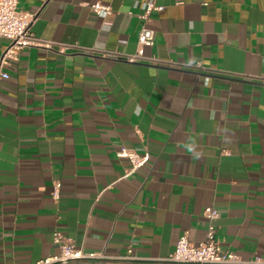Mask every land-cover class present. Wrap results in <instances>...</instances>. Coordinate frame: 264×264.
<instances>
[{"label":"crops","instance_id":"obj_1","mask_svg":"<svg viewBox=\"0 0 264 264\" xmlns=\"http://www.w3.org/2000/svg\"><path fill=\"white\" fill-rule=\"evenodd\" d=\"M149 1L20 0L37 37L94 52L26 49L0 79V264L58 254L55 231L97 264H172L207 207L224 249L264 257V84L242 79L264 74V0H160L155 61L103 57L137 51ZM123 147L148 161L130 172Z\"/></svg>","mask_w":264,"mask_h":264},{"label":"built area","instance_id":"obj_2","mask_svg":"<svg viewBox=\"0 0 264 264\" xmlns=\"http://www.w3.org/2000/svg\"><path fill=\"white\" fill-rule=\"evenodd\" d=\"M160 0H150L138 15L140 31L138 36V47L134 54L121 52H104L102 56L112 59H125L129 63L154 62L155 59L144 55L145 47L155 45L156 33L150 27L152 16L161 12L164 7L159 4ZM20 0H0V38L8 40L9 46L0 59V79H9L10 75L6 69L12 68L19 60V55L26 49H43L68 54L71 52L93 53V49L76 44L51 41L37 37L32 28L37 16L33 13L22 11L19 8ZM92 12L99 18L106 19L112 14V7L103 3L90 5ZM195 69H203L201 63L194 66ZM242 79L264 84V74L244 76ZM119 158L128 159L130 172L137 171L145 162L148 155H140L133 149L123 147L118 153ZM53 199L58 202L62 198V183L55 182L52 192ZM204 217L208 222L207 236L205 241L194 243L189 236L183 235L177 242L176 249L167 259L172 264H264V257H254L250 261H244L234 252L224 249L218 239L217 221L220 212L214 207H207ZM53 243L59 249V253L46 257L35 264H97L107 259L103 254L87 253L76 243L60 231L53 233Z\"/></svg>","mask_w":264,"mask_h":264}]
</instances>
